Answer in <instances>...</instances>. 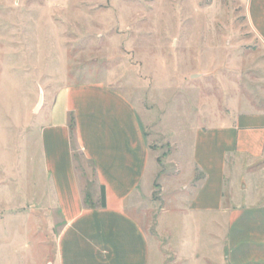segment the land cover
<instances>
[{
	"label": "rangeland",
	"instance_id": "rangeland-1",
	"mask_svg": "<svg viewBox=\"0 0 264 264\" xmlns=\"http://www.w3.org/2000/svg\"><path fill=\"white\" fill-rule=\"evenodd\" d=\"M247 5L0 0V264L54 262L62 221L44 171L41 131L58 93L70 86L110 85L137 107L151 149L144 203L134 208L145 227L157 226L163 211L187 207L197 188H187L195 129L228 115L235 98L264 100V45ZM69 122L91 206L95 171L79 148L72 114ZM160 241V258L169 264L173 248Z\"/></svg>",
	"mask_w": 264,
	"mask_h": 264
},
{
	"label": "crops",
	"instance_id": "crops-1",
	"mask_svg": "<svg viewBox=\"0 0 264 264\" xmlns=\"http://www.w3.org/2000/svg\"><path fill=\"white\" fill-rule=\"evenodd\" d=\"M247 16L264 45V0H248ZM246 101L233 99L228 115L195 129L187 188L196 184V191L187 207L163 211L149 230L134 213L144 203L151 164L137 107L103 83L61 90L41 131L44 171L62 221L52 264H163L161 238L173 248L169 264H264V100ZM71 114L95 171L91 206L77 175Z\"/></svg>",
	"mask_w": 264,
	"mask_h": 264
},
{
	"label": "trees",
	"instance_id": "trees-1",
	"mask_svg": "<svg viewBox=\"0 0 264 264\" xmlns=\"http://www.w3.org/2000/svg\"><path fill=\"white\" fill-rule=\"evenodd\" d=\"M101 205L102 207H106V193H105V188H102V193H101Z\"/></svg>",
	"mask_w": 264,
	"mask_h": 264
},
{
	"label": "water",
	"instance_id": "water-1",
	"mask_svg": "<svg viewBox=\"0 0 264 264\" xmlns=\"http://www.w3.org/2000/svg\"><path fill=\"white\" fill-rule=\"evenodd\" d=\"M38 109V108H37Z\"/></svg>",
	"mask_w": 264,
	"mask_h": 264
}]
</instances>
